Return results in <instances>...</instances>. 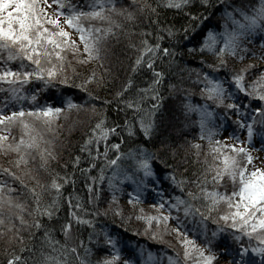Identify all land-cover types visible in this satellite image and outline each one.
Listing matches in <instances>:
<instances>
[{
	"label": "snow or ice",
	"instance_id": "6c2138e0",
	"mask_svg": "<svg viewBox=\"0 0 264 264\" xmlns=\"http://www.w3.org/2000/svg\"><path fill=\"white\" fill-rule=\"evenodd\" d=\"M251 3V0H249ZM117 3L122 0H85L81 5L79 0L73 3L72 0H0V153H16L14 164L19 167L25 165V171L30 178L35 181V185H28L20 179L10 168H0V173L12 179L18 180L20 190H26L32 200L31 211H28L25 203L14 198L12 193L16 191L7 181L0 180V235L5 231L13 232V235L23 240L20 236L21 228L40 229L44 227L41 217L51 218L56 214L60 205L61 190L63 184L73 179L71 173H59L49 171L48 162L55 160L53 150V140L46 137V132H53L55 119L62 113L69 110L88 111L95 113L96 105H88L87 101L94 98L93 92L88 85L99 82V77L95 70H92L81 81L76 83V87L86 93L84 102L77 103L71 98H65L63 107L52 106L51 104L38 105L35 103L38 93L37 88L31 94L25 92L24 86L30 83L39 82L41 87H47L55 81L60 84H67L70 78L65 74L67 70L74 71L72 64L68 61L67 53L73 54V59L78 64L90 61H100L103 67L105 59V45L114 37L123 34L128 35L130 30L125 27L124 21L132 22L136 19L137 13L144 15L146 19L158 16L157 8L175 9L183 13L192 23H186L182 33L188 39L190 30L194 31L193 24L199 23L205 18L210 8L220 6V0H133L134 6L117 7ZM43 4V6H41ZM54 15L47 9L52 5ZM225 23L222 31L215 32L209 29L203 34L199 42L198 51L207 52L210 59L214 57L212 63H208L203 58L202 64L206 68L215 72L217 69L227 67L226 56L242 59L238 52L247 53V48H241L244 39L257 30L264 31V0H258L250 8L243 5L234 7L231 4L225 5L222 13ZM60 17H63V25L74 30L78 35L80 44L71 39V34L65 27L61 26ZM231 22V27L228 26ZM157 23L155 19L151 21ZM134 32V29L132 30ZM175 40L180 29L172 25L157 24L155 42H150L152 36L150 29H141V39L138 42H129V47L136 50V57L132 61V71L135 72L143 66L152 71L153 79L147 88L138 89L134 99H120V104L133 112L134 124L129 119L123 121V131L129 136L134 135V127L138 125L140 132L145 137H150L156 127L154 114L159 107V92L157 86L165 77V71L156 67L157 59H169V64L175 59L177 53L173 47H163L162 41L165 39ZM220 40L223 42L221 43ZM194 49L189 48V51ZM83 51L84 56L79 53ZM256 53H253L255 55ZM264 58V54H262ZM67 62V63H66ZM13 64L16 66L13 67ZM253 64L231 70L230 81L215 79L203 69H196L194 78L196 83L203 84L200 95L205 100L204 104L193 105L187 102L182 105L185 119L192 113L198 117L196 123L199 125L200 138L208 141L207 154H211V162L207 159L203 161L205 165L199 176L191 181L195 188H189L185 193L184 187L187 179L181 177L179 180L174 173H169L171 183L180 190L182 195L167 196L159 188H156L160 200L153 207L157 209L156 215H138L147 225L155 221L157 228L164 225V231H169V219L176 221V227L170 229L177 234V240L182 246L183 254L168 257V264H213L216 257L211 252V240L216 239L223 233L225 238H231L233 243L225 244L223 254L229 257V264H264V169L252 166L254 157L245 146L252 141L255 133V126L259 125L261 134L264 135V68L259 69V74L246 82V76L251 75ZM105 73L109 69H104ZM133 81L131 77L123 84L122 88L115 92V97L119 99L125 91L129 90ZM231 85L235 90L245 93L248 98H256L260 103L259 107L251 108L250 104L244 103L243 108L240 103L235 102ZM170 89L175 85L169 84ZM7 93V95H4ZM156 103L150 109H142L141 102L149 95ZM95 99H99L95 97ZM33 102L31 106L24 107L23 101ZM225 100L228 102L225 103ZM208 101L213 102L217 107L223 109L222 115L227 117L228 113H234L236 119L233 121L241 130H245L246 139L241 143L240 136L230 133L231 139L235 143H225L224 140L213 137L217 134V127H209L215 112L209 107ZM105 104L109 101H104ZM14 110H8V109ZM7 115H5V111ZM123 110V109H121ZM243 112V115H242ZM107 117L101 112L84 136L81 144V152L87 153L90 158L86 168L80 169L87 174L88 169L94 167L97 161H101L97 174L87 175L89 181L85 184L88 189V202H93V193L99 200L102 182L107 180L109 191L112 193L109 204L116 201V194L123 181H132L136 187L128 194L130 204H135L140 200V193L147 188H155L156 182L153 180V153L144 148L143 145H136L126 152H121L123 136L120 142L107 143L108 138L120 130L119 125L113 123L106 126ZM19 127V138L9 141L8 134L12 129ZM229 137H225V140ZM105 141L104 151H94L93 145ZM191 147L196 149L199 155L201 145L196 142L191 143ZM110 150H115V155L108 158ZM35 153V155H33ZM39 157V164L28 168L29 157L33 160ZM80 157L73 160V167L80 163ZM123 159L131 160L130 169L121 165ZM37 168L42 169L51 176L48 181H41L38 178ZM226 181L231 182L232 191H221L220 186ZM211 185V187H209ZM48 193L51 198L44 199V194ZM55 193L52 195V193ZM66 199L69 201V219L61 225V231L65 236V244L60 245L59 241L51 238L48 231L44 232V241L51 253L44 252L43 246L39 252V258H33L34 264H69V256L74 257L78 264H92L89 253V245L82 239L79 244H68L67 240L73 227V221L80 225H88L94 228L95 217L101 212L107 214V210L95 212L79 213L72 210V200L75 199V208L82 209L83 205L78 196L70 194ZM223 206V207H221ZM164 208L165 212H159ZM183 213L187 219H195L199 225L200 235L205 239L203 246L196 243L186 231H181V217L174 215ZM142 212L143 210H139ZM27 212L31 220L24 218ZM116 215H120V209H115ZM215 225L211 232V239L208 237V221ZM98 232L89 233V242ZM181 236L183 237L181 239ZM12 237H9L11 239ZM152 239H158L157 231L152 232ZM103 244L110 250V255H106L95 261V264H118L121 258L120 250L117 248L115 239L107 232L104 233ZM56 245L57 247H54ZM83 248V253L80 249ZM208 249V251H206ZM24 248H21L23 251ZM54 253V255H53ZM141 255L143 252L141 251ZM4 264H27L16 254L8 255ZM123 264H132L129 259H124ZM142 264H153V254L148 253Z\"/></svg>",
	"mask_w": 264,
	"mask_h": 264
},
{
	"label": "trees",
	"instance_id": "16d2710c",
	"mask_svg": "<svg viewBox=\"0 0 264 264\" xmlns=\"http://www.w3.org/2000/svg\"><path fill=\"white\" fill-rule=\"evenodd\" d=\"M76 3L77 0H72ZM81 5L85 4V0H79ZM143 2V0H141ZM155 3L156 0H150ZM216 0H214V3ZM250 8L253 4L258 3V0H220V6L210 8L197 27L193 24L194 31L190 30L188 33V39L184 38L182 33L183 27L186 23H192L188 21V18L181 12H177L175 9H165L163 7L157 8L158 16L146 19L144 15L137 13V17L132 22L124 21L125 27L130 30L128 35L123 34L118 37L111 38L105 45V59L103 61V67H101L100 61H90L84 64H78L73 56L68 57V61L72 64L74 71L67 70L65 74L70 78V82L67 84H60L59 81H55L53 84L47 87H41L39 82L30 83L24 86L25 92L31 94L37 88L41 91L36 97L35 103L38 105L51 104L52 106L63 107L65 98H71L77 103L85 101L86 93L75 85L77 82L83 80L90 71L95 70L97 75L102 79L99 82H93L88 85L90 91L93 92L92 99L87 101L88 105L95 104L96 112L77 111L75 109L69 110L66 113H62L54 121V131L46 132L45 135L53 140V150L56 156L55 160L48 162L49 171L52 173H59L61 176L64 173H71L73 179L68 183L63 184L61 190V198L59 208L56 210V214L49 217H41V221L44 227L40 229L33 228H21L20 236L23 240L13 235V232L5 231L3 235H0V264H4L8 255L16 254L21 257L22 262L27 261V264H34L33 258H39V252L41 246L43 251L51 253V248H48L43 239L44 232L48 231L51 238L55 241H59L60 245L65 244V236L61 231V225L69 219V201L66 199L70 194L74 197L78 196L80 202L83 205L82 209H76V200H72V210L84 213L87 209L88 212H95L98 210H107V214L101 212V214L95 217L94 228H89L88 225H80L73 221V227L71 229L70 236L67 240L68 244H79L82 239L89 245L91 252L89 253V259L92 264L95 261L110 255V250L103 244L104 233L107 232L112 236L117 248L120 250L121 258L118 264H123L124 259H129L132 264H142V261L147 258L149 252L153 254V264H168V257L180 254L182 257L183 249L177 240V234L169 231H164V225L161 224L159 229L155 221L151 222V225L146 224L142 219H137L138 215L147 216L148 214L156 215L157 209L153 207L160 200L157 195L156 188H159L167 196L182 195L180 190L176 188L169 178V173H174L179 180L181 177L187 179V183L184 187L186 193L189 188H195L191 181L195 180L199 174L203 171L205 165L203 161L207 159L211 162V154H207L208 141L200 138L199 125L193 123L198 119L195 113H192L185 119L183 114L182 105L187 102L196 105L204 104L205 100L201 97L200 91L204 86L203 84L196 83L194 78L196 76V69H203L209 73L215 79L227 80L228 84H231L230 75L231 70L244 67L249 63L244 62L246 59H252L256 61L253 63L255 66L251 69V72H255L251 77H246V82L250 81L253 77L259 74V69L264 68V31L257 30L254 33L248 35L241 48H247V53L238 52L237 55L242 56V59H236L232 56H226L227 67H222L213 72L212 69L206 68L205 64L201 63L202 58L208 63H212L214 57L209 58L211 54L207 52H199L198 45L202 40L203 34L209 29L215 32L222 31L223 24L225 23L222 15L224 6L231 4L234 7H240L241 5ZM43 6V4H41ZM121 6H134L133 0H122V3H117V7ZM52 10L55 8L53 4ZM155 19L157 23L151 21ZM228 26L231 27V22L228 21ZM157 24L159 25H172L175 28L180 29L181 33L173 41H169L165 33L161 35L165 36L162 41L163 47H173L177 53L172 63L169 64L170 58L157 59L156 67L165 71V77L162 82L157 86L159 92V107L157 108L154 118L156 127L150 137H145L140 132L138 125L134 127V135L129 136L123 131V121L127 118L134 124L133 112L131 109H127L125 105L120 104V99L127 100L135 98L138 94L143 96L144 93H138V89L147 88L151 80L153 79L152 71L146 67H139L135 72L132 71V61L136 57V50L129 47V42H138L142 37L140 35L141 29H150L152 36L149 37L150 42H155V33ZM134 29V32L132 30ZM71 30V29H70ZM75 32L74 30H72ZM78 38V36H77ZM74 40L73 38H71ZM76 41V40H75ZM77 46L83 48L80 44L79 38L77 39ZM222 43L223 41L220 40ZM189 48L194 49L189 51ZM71 53V52H68ZM253 53H256L253 55ZM72 54V53H71ZM84 54L83 51L79 53V56ZM73 55V54H72ZM230 61H236L237 66L234 68ZM66 62V63H67ZM242 62V63H239ZM263 63L262 65H259ZM236 64V63H235ZM252 64V63H251ZM16 65L13 64V67ZM109 71L105 73L104 69ZM131 77L133 83L129 90L117 99L115 92L120 90L124 83ZM251 78V79H250ZM250 79V80H248ZM169 84L175 85L174 89L169 88ZM230 91H233L235 102L240 103L242 108L245 102L250 104L251 108L259 107L260 103L256 98H248L245 93H241L235 90V86L231 85ZM4 95H7L5 93ZM98 97L99 99H95ZM2 99V97H0ZM104 101H109L105 104ZM228 101L225 100V103ZM33 102L28 100L23 101L24 107L31 106ZM156 103L149 94L142 102V109H150L152 104ZM209 107L215 112L212 122L209 123V127H216L217 132L222 124L229 129L230 133L239 134V127L233 123L236 119L234 113H228L227 117L222 115L223 109L217 107L213 102H207ZM123 109V110H121ZM14 110V109H8ZM5 115H7V111ZM103 113L107 117L106 126H111L113 123L121 126L118 133L111 135L107 143L110 145L113 142H120L121 136H123V143L120 148L121 152H126L129 148H134L136 145H143L145 149L153 153V180L156 182L155 188H145L140 193V200L135 204L128 202V194L135 189L136 185L132 181H123L120 183V189L116 194V201L112 205L109 204L112 193L108 189L107 180L102 182L100 190V198L97 200L93 193V202L89 204L88 189L85 184L89 181L86 179L87 175H96V170L100 167L101 161H97L93 168L88 169L87 174L80 171V169L86 168L90 162V158L87 153L81 152V144L83 143L84 136L88 134V130L95 123L100 113ZM243 115V112H242ZM261 128L259 125L255 126V136H261ZM19 127L12 129V132L8 134L9 141L14 138H19ZM253 135V136H254ZM221 139L216 134L213 140ZM196 140V143L201 145L199 149V155L196 154V149L191 147L192 141ZM225 142V141H224ZM105 141H100L99 144H94V151H104ZM16 156V153L10 152ZM8 157L5 161L0 160V168H10L16 173L20 179L24 180L28 185H35V181L30 178L29 174L25 171V165L21 164L16 167L14 164V158L10 157V154H6ZM35 155V153H33ZM115 155V150H110L108 158ZM79 156L80 163L77 167H73V160ZM121 165L129 167L131 160L123 159L120 161ZM39 164V157L33 160L29 157L28 168H32L34 165ZM38 178L41 181H48L51 176L37 168ZM0 180L7 181L10 186L15 189L12 193L14 198L19 201H23L31 211L32 200L28 196L26 190L21 191L18 180L5 176L0 173ZM211 187V185H209ZM221 191H232L230 181H226L225 185L220 186ZM55 193L53 192L52 195ZM51 198L47 192L44 194V199ZM120 209L121 214L116 215L115 209ZM223 207V206H221ZM143 210L140 212L139 210ZM159 212H165L164 208L159 209ZM87 215V213H84ZM174 215L181 217V231H186L187 234L196 240V243L203 246L205 239L200 235L199 225L195 219H187L183 217V213H177L173 210ZM26 220H31L27 212L24 213ZM168 223L173 224V228L176 227V221L169 219ZM215 225L211 220L208 221V237L211 239V232L214 230ZM96 231L99 235H94L91 242H89V233ZM157 231L159 238L152 239V232ZM9 237H12L9 239ZM183 237L181 236V239ZM226 243L231 244V238H225L223 233L219 234L216 239L211 240V252L214 255L219 251L222 245ZM24 248L21 251V248ZM54 247H57L54 245ZM141 251L143 255H141ZM208 251V249H206ZM83 253V248L80 249ZM54 255V253H53ZM69 264H78L74 257L69 256ZM213 264H215L213 262Z\"/></svg>",
	"mask_w": 264,
	"mask_h": 264
},
{
	"label": "rangeland",
	"instance_id": "374dc122",
	"mask_svg": "<svg viewBox=\"0 0 264 264\" xmlns=\"http://www.w3.org/2000/svg\"><path fill=\"white\" fill-rule=\"evenodd\" d=\"M47 11L54 15L51 7H49L47 9ZM59 19L61 20V26L65 27V25H63V22H62L63 21V17H60ZM70 34H71V36H73L72 38L75 40L74 36H77V34L72 32L71 30H70ZM67 55H68V57L73 56L71 53H67ZM83 56H84V54L80 55V57H83ZM244 62L249 63V64L250 63L253 64L256 61L254 60V58H252V59H246V60H244ZM239 63H242V62H239ZM230 64L234 68L238 65L236 61H230ZM262 64L263 63H260L259 65H262ZM254 73L255 72H251V77L254 75ZM250 79H248V80H250ZM239 131L240 132H238L239 134H237V135L240 136L241 143H243V141L246 139L245 130L239 129ZM217 133L221 137V139L225 141V143H235V141L233 139H231L230 131H229V129L226 126L221 125L220 128H219V131ZM225 137H229V139L225 140ZM245 146L248 148L250 154L254 157V159L252 161V165H250V167L255 166V167H259L261 169H264V138L257 139L256 136H253L251 143H249V144H247ZM8 153L10 154L11 158H14V154H11L10 152H8ZM7 157L8 156L6 154L0 153V160L1 161H5L7 159ZM168 227L169 228H173V224L168 223ZM223 249H224V247H220V249H219L220 253L214 254V256L216 257V259L214 260L215 264H229V257L227 255L223 254Z\"/></svg>",
	"mask_w": 264,
	"mask_h": 264
},
{
	"label": "bare ground",
	"instance_id": "6f19581e",
	"mask_svg": "<svg viewBox=\"0 0 264 264\" xmlns=\"http://www.w3.org/2000/svg\"><path fill=\"white\" fill-rule=\"evenodd\" d=\"M222 125H224V126H225V124H222Z\"/></svg>",
	"mask_w": 264,
	"mask_h": 264
}]
</instances>
